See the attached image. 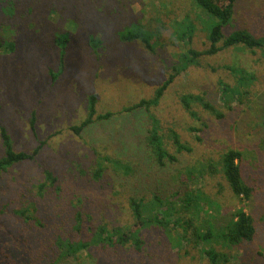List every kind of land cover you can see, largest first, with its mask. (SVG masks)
Segmentation results:
<instances>
[{
    "label": "rangeland",
    "instance_id": "1",
    "mask_svg": "<svg viewBox=\"0 0 264 264\" xmlns=\"http://www.w3.org/2000/svg\"><path fill=\"white\" fill-rule=\"evenodd\" d=\"M67 1L68 8L54 3L42 6L39 0H0V126L16 151L31 152L41 143L33 159L0 175V264H51L58 250L56 240L76 237L87 226L133 229L128 204L133 192L148 205L146 215L156 210L151 204L154 196L171 203L182 198L191 201L163 217L166 227L143 228L138 252L126 246L99 258L98 249L90 247L79 258L55 264H210L200 251L207 246L230 255L229 262L221 264H264V58L260 50L251 53L235 45L193 58L189 49L209 47L201 22L208 16L194 0ZM186 14L196 25L191 34L176 24ZM133 23L150 33L153 50L139 40H120ZM237 29L254 38L264 36V0H236L223 33ZM65 33L69 41L63 71L55 76L59 51L53 38ZM171 74V83L149 111L115 113L79 135L69 129L85 117L90 94L96 95L98 112H116L152 97ZM241 74L245 79L238 82ZM225 84L241 94L228 101L221 91ZM184 95H201L214 111L194 99L187 108L181 101ZM151 116L175 160L161 166L158 176L129 180L138 188L128 190V180L115 177L111 168L101 180L90 179L96 162L105 155L125 161L133 160L138 151L145 153L139 147L146 146ZM170 130L189 150L176 151ZM228 149L242 154V175L253 189L248 201L232 193L221 172V156ZM47 170L59 188L40 195L41 183L48 191L55 188ZM84 202L86 208L81 207ZM239 207L253 219L256 231L251 241L231 248L214 238L175 244L184 229L189 239L193 227L207 229L210 223L217 231ZM77 209L85 213L81 232L73 228Z\"/></svg>",
    "mask_w": 264,
    "mask_h": 264
},
{
    "label": "trees",
    "instance_id": "2",
    "mask_svg": "<svg viewBox=\"0 0 264 264\" xmlns=\"http://www.w3.org/2000/svg\"><path fill=\"white\" fill-rule=\"evenodd\" d=\"M43 1V2H42ZM73 1V0H70ZM75 1V0H74ZM42 2V6H48L52 3L57 4L60 7H67V0H39ZM197 8H200L208 17L207 20L202 19L203 28L207 30V37L209 40V47L205 50L196 51L194 49H189V54L193 58L198 57L199 55H211L219 50L235 46L243 45L251 53H254L256 50H260L264 58V36L261 38H254V36L246 31L245 29L233 30L229 34L223 33V28L228 25L233 16V11L235 7L236 0H194ZM87 7V6H86ZM179 27L185 26V34H191L196 25L193 20L190 19L189 15L186 14L183 19L176 23ZM90 41L93 43L96 42L95 39L90 36ZM55 44L58 46L59 51V69L55 76L60 74L63 71V62L65 56V45L69 41L68 34H56L53 38ZM120 40L123 41H132L139 40L149 50H153L152 44L150 42V33L141 28V25L133 23L132 29H128L125 32L123 31L120 34ZM221 42V45L217 43ZM2 44L0 43V47ZM7 47L12 48V44L7 45ZM188 57V56H187ZM192 59H189V61ZM186 64V63H185ZM184 68V66H183ZM233 72L236 69H231ZM174 75H169V78L162 82L155 90L150 98H142L138 101L131 103L127 106H123L116 112L106 111L98 112L96 109L97 98L95 94H90L88 96V103L86 109L85 117L76 125H72L69 129L76 135H79L86 127L90 126L94 122H104L109 120L115 113H130L136 110H145L149 111L151 105L158 103L159 98H161L167 86L171 83ZM241 82L245 79V75L241 74L239 77ZM223 95H226L228 101L232 99V96L240 95L241 90L232 88L230 85H223L221 87ZM194 99L201 102L204 108L207 110L214 111V106L204 102V98L201 95H184L181 97V101L184 103L187 108L189 107V101ZM149 117V116H148ZM151 127L148 130V135L145 137L146 146H140L142 150H145L144 154H139L133 160H123L121 158L110 157L105 155L102 159L96 162V166L93 171L90 173V179L92 178L95 181L101 180L104 172L111 168L115 173V177L122 178L125 180H139L150 175L158 176L161 172V166L163 167L167 162L174 161L175 157L171 155L166 147L163 145L162 139L158 134L156 120L151 116ZM31 119L30 126L33 128V121ZM264 125V121L262 122ZM190 130H193L192 128ZM171 131L172 142L175 145L176 151L189 150L185 144L180 140L178 133L174 130ZM198 138V137H196ZM0 140L3 147V154L0 156V175L7 171L13 165L22 163L33 159L39 149L41 148V143L32 149L31 152L25 151H16L13 147V142L3 126H0ZM137 149V148H136ZM141 150V151H142ZM241 152L237 149H228L221 156V172L227 181L230 190L232 193L239 198L241 201H248L253 194V189L248 185L242 175L241 171ZM104 161L107 162V165L104 164ZM155 168V170H154ZM47 179H52V186L56 181V177L53 176L48 170L46 171ZM128 190L131 187L138 188L137 184L134 182H129ZM58 185L55 188H52L48 191V188L45 187L43 183L38 186V193L43 195L55 193L58 190ZM54 191V192H53ZM133 192L128 197V204L130 208V214L134 221V228L129 231H123L121 227H113L108 229L104 225L97 226H87L85 231L82 234L77 235L76 237L66 236L64 239L58 238L56 240V245L58 247L56 257L51 264H55L59 260H68L76 259L80 257V253L89 249L90 247L96 248V255L99 258L106 257L110 250L113 249H123L127 248L132 249L134 252H138L141 249L143 241L140 237V232L143 228L151 226L153 224H161L167 226L164 222L163 217L165 218L170 214L172 210H175L176 207L186 208L189 206L190 199L182 198L171 203L166 200H162L157 196H154L151 204L155 207V212L146 215L148 212V205L143 202V197H139ZM45 195V194H44ZM90 206V205H88ZM87 207L84 202L83 206ZM177 210V209H176ZM84 211V210H83ZM81 209L74 211V220L75 224L74 229L81 232V227L83 225V213ZM87 218H90L88 216ZM208 222V221H207ZM187 224V223H186ZM188 225H186L187 228ZM255 225L252 217L244 211L242 207H239L233 211L229 219L217 230L214 231L212 225L208 223L207 229H198L193 227V238L189 239L186 229L183 230V233L178 235L175 244L180 245L181 242L185 239L188 241L193 239V242L198 244V242H209L212 238L216 239L217 242L224 244L226 247H234L240 245L243 242L251 241L255 235ZM200 251L205 254L210 262V264H221L229 262L230 255L226 252H218L212 247H203ZM92 253V251H91Z\"/></svg>",
    "mask_w": 264,
    "mask_h": 264
}]
</instances>
